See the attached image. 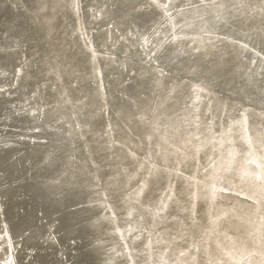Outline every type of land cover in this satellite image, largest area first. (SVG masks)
<instances>
[{
	"label": "bare ground",
	"instance_id": "obj_1",
	"mask_svg": "<svg viewBox=\"0 0 264 264\" xmlns=\"http://www.w3.org/2000/svg\"><path fill=\"white\" fill-rule=\"evenodd\" d=\"M78 2L0 0V264H264V0Z\"/></svg>",
	"mask_w": 264,
	"mask_h": 264
},
{
	"label": "rangeland",
	"instance_id": "obj_2",
	"mask_svg": "<svg viewBox=\"0 0 264 264\" xmlns=\"http://www.w3.org/2000/svg\"><path fill=\"white\" fill-rule=\"evenodd\" d=\"M40 2L42 3L43 8L45 10H47L53 14L59 15V14H62L64 12L67 16H70L73 24H74L73 20L74 21L77 20L76 19L77 12L79 11L78 0H65L63 2H62V0H40ZM65 14H63V15H65ZM55 26L59 31L62 30L61 22H58V23L56 22ZM46 29L51 30V32H50L51 34L54 32V28H49L48 26H46ZM54 38H55L56 43H58L59 46L62 47V45H63L62 40L57 38V37H54ZM71 45H72L73 49L82 48L79 34H77V33L75 34V40L72 41ZM110 98H111V96L108 98V100H110ZM103 99H104V101H106V99H107L106 96H103Z\"/></svg>",
	"mask_w": 264,
	"mask_h": 264
}]
</instances>
